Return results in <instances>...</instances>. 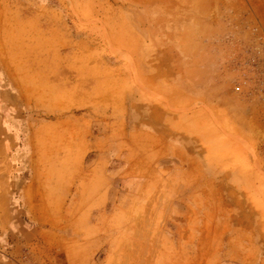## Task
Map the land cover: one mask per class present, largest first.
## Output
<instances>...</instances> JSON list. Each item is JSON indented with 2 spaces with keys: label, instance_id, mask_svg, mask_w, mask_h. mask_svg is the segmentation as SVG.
Segmentation results:
<instances>
[{
  "label": "rangeland",
  "instance_id": "374dc122",
  "mask_svg": "<svg viewBox=\"0 0 264 264\" xmlns=\"http://www.w3.org/2000/svg\"><path fill=\"white\" fill-rule=\"evenodd\" d=\"M0 139L18 264H264V0H0Z\"/></svg>",
  "mask_w": 264,
  "mask_h": 264
},
{
  "label": "crops",
  "instance_id": "0c3cea01",
  "mask_svg": "<svg viewBox=\"0 0 264 264\" xmlns=\"http://www.w3.org/2000/svg\"><path fill=\"white\" fill-rule=\"evenodd\" d=\"M2 140L0 139V142ZM2 144H0L1 146ZM9 151V150H8ZM9 154L12 158H16V154L12 153L13 150H10ZM260 157H264V154H260ZM3 154H0V167H1V158ZM264 162V158H261ZM12 166V165H10ZM264 168V165H263ZM246 184V183H245ZM239 186L241 188H246L243 184L242 179L239 181ZM6 191H0V264H18L16 261V255L18 254V242L19 237L17 234L19 233V229L17 226V219L11 213L8 208L5 206V197ZM248 193L246 191L241 193V196L246 199ZM16 220V221H15Z\"/></svg>",
  "mask_w": 264,
  "mask_h": 264
},
{
  "label": "bare ground",
  "instance_id": "6f19581e",
  "mask_svg": "<svg viewBox=\"0 0 264 264\" xmlns=\"http://www.w3.org/2000/svg\"><path fill=\"white\" fill-rule=\"evenodd\" d=\"M46 209V208H45ZM39 212V211H38Z\"/></svg>",
  "mask_w": 264,
  "mask_h": 264
}]
</instances>
